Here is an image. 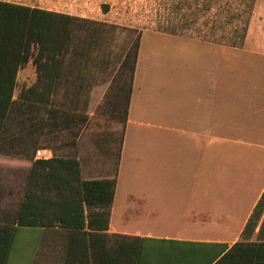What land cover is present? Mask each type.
Masks as SVG:
<instances>
[{
	"label": "rangeland",
	"instance_id": "rangeland-1",
	"mask_svg": "<svg viewBox=\"0 0 264 264\" xmlns=\"http://www.w3.org/2000/svg\"><path fill=\"white\" fill-rule=\"evenodd\" d=\"M7 1L83 17L93 22H90L91 29L100 28L99 47L88 53L89 62L84 65L91 76L90 82L103 83L110 78L113 89L119 86L126 88L130 83L131 71L128 68L122 70L121 65L127 51L133 52L139 41V67L150 70V76H156L157 83L152 87L158 90L157 99L171 103L174 96L182 95V85L188 80L211 86L209 94L214 102V133L211 158L207 152L208 162L187 160L185 149L173 145V140L180 137H173L172 133L136 127L132 132L131 146H135L137 152L141 148L140 139L144 137L148 146L144 145L147 149L143 147V152L139 154L147 158L143 161L130 159L125 167L123 162L119 184L122 191L211 194L214 229H224L228 225L232 230L228 228L229 236L237 234L241 222L232 220L231 224H227L231 216L226 218L222 214L228 211L235 215L243 214L257 201L256 196L264 185V149L236 145L238 138L243 139L236 131L238 116L257 108L264 118V56H261L264 53V0L256 1L247 39L240 49H224L226 40L223 32L219 28L214 29V14L221 17L223 7L231 0ZM196 3H200L201 7L205 3H215L214 10L200 12L195 17ZM103 5L109 7L108 13L103 12ZM21 89L22 84H19L18 97ZM60 93L65 98L61 101L58 99ZM56 95L52 107H58L60 123L54 128L50 122L45 137L54 154L79 155L82 161L90 160L91 164L94 159L97 160V166L92 164L90 168L86 167L91 174H95L90 176L85 172L86 179L116 178L114 173L124 141L121 113H117L111 105L105 119L93 117L83 120V113L88 110L84 98H76L67 85H62ZM25 107V113H18L22 117L32 113L31 107H27V104ZM43 110L41 115H48L47 108ZM226 112L230 125L227 135L221 131V115ZM78 113L83 116L69 123L71 116ZM24 125L28 127L29 122ZM223 135L228 136L229 151L224 147L227 143L220 139ZM29 155L32 167L36 152L32 150ZM31 167L26 171L23 167L14 169L13 173L19 180L8 185L12 189V196L4 201L10 215L19 210L25 199ZM1 204L4 206L3 202ZM222 221L223 224L217 225ZM37 231L21 230L10 264H54L51 259L46 261L43 247L37 249L34 255ZM218 231L228 233L226 230Z\"/></svg>",
	"mask_w": 264,
	"mask_h": 264
},
{
	"label": "trees",
	"instance_id": "trees-1",
	"mask_svg": "<svg viewBox=\"0 0 264 264\" xmlns=\"http://www.w3.org/2000/svg\"><path fill=\"white\" fill-rule=\"evenodd\" d=\"M256 1L231 0L223 7L221 17L214 14V29L219 28L226 40L224 49L244 47ZM7 3L0 1V119H6L13 111L25 113L27 104L32 109V116L28 113L19 123L22 129H32L33 133L39 125L35 120L62 85L70 86L75 97L88 88L83 82L91 76L84 65L89 62L88 53L99 47L102 31L91 29L90 22H93L87 19ZM213 4L205 3L201 7L196 3L195 17L200 12L213 11ZM102 10L108 13L109 7L103 5ZM139 51L138 41L133 52L127 51L121 65L122 70L128 68L131 71L124 122ZM31 59L37 67V81L22 89L16 101L14 93L19 70ZM91 87L92 84L88 90ZM57 112L58 109L51 108L49 114L57 118ZM80 116L83 115L71 116L69 123L79 120ZM85 119H88L86 115ZM27 121L28 127L24 125ZM32 162L25 199L15 214H9L5 222L0 223V264H10L22 229L38 230L36 255L42 232L56 227L67 230L70 237L65 249V264H196L192 260L186 263L182 256L164 263L157 257L156 240L106 233L116 193V178L84 179L76 155L55 154L51 160L35 161L33 158ZM263 211L264 193L243 235L254 230ZM262 235L263 230L257 241L237 242L232 247L226 243L212 244L209 259L202 264H264ZM158 250L162 252L163 249Z\"/></svg>",
	"mask_w": 264,
	"mask_h": 264
},
{
	"label": "crops",
	"instance_id": "crops-1",
	"mask_svg": "<svg viewBox=\"0 0 264 264\" xmlns=\"http://www.w3.org/2000/svg\"><path fill=\"white\" fill-rule=\"evenodd\" d=\"M0 1L9 2L7 4L14 6L62 13L28 3ZM261 56H264V53ZM149 71L140 69L138 58L125 122L127 87L119 86L113 89V80L103 83H93V81L84 80V86L89 88L92 84V87L89 90L87 88L76 96V98H84L88 110L83 114L89 120L93 117L105 119V116L111 110V105L114 106V110L117 113H121V116H123L124 141L118 166L114 173L117 187L111 208L109 229L106 233L122 237L156 240L157 257L164 263H170L182 256L185 258L186 263L192 260L196 264H202L209 259L212 244L226 243L229 247H232L237 242H255L262 230V237L264 238V211L254 230L243 235L264 193V185L256 196L257 201L243 214L235 215L229 211L226 214H222L226 218L231 216L230 221L227 220V224H231L232 220L241 222L239 223L241 225L240 230L237 234H231V236H229L228 232V228L230 230L231 226L228 227L227 225L224 229H214V210L211 194L207 195L202 192L163 193L121 190L119 177L123 162L125 167L129 164L130 159L143 161L147 158L146 155L139 154L143 152L144 145L148 146L147 142L145 143V139H143L144 137L140 139L141 148L137 152L135 151V146L133 148L131 146L133 145L131 143L132 132L136 127L155 129L164 133H172L173 137H180L173 140V145H177L180 149H185V157L189 161L208 162L207 152L209 151L211 158V152L213 151L214 102L211 94H209L211 86L199 81H185L182 85V89H184L182 95L179 97L174 96L173 101L168 103L164 99H157L158 90L152 87L157 83V78L156 76H150L152 74ZM37 78V67L33 59H31L28 64L19 70L14 100L17 101L19 99L16 95L19 84H22V89H27L36 83ZM59 95L58 99L60 101L65 99L62 93ZM52 103L53 101L48 106L43 107L44 109L47 108L48 115L42 116L40 114L38 116L35 120L39 124L38 129L33 131V133L32 129L21 128L22 125L19 120H21L22 115L15 114V111L11 112L6 119H0V223H4L5 218L10 214L4 202L12 196V189L8 185L17 183L19 180L18 176L13 173L14 169L23 167V170L26 171L25 169L31 167L29 154L32 150L51 148L45 140L48 135L46 132L49 131L48 124L51 122L55 128L60 123L58 118L49 114L51 108L53 110L58 109L56 105L52 107ZM260 115L261 112L256 108V110L248 111L242 116H238L236 131L238 135H242L243 139L238 138L237 146L264 149V118ZM29 116H32V113H29ZM221 118V131L223 133L226 132L227 135L230 132L227 112L223 113ZM47 127L48 129H46ZM52 133L50 134L51 136H53ZM224 137L223 135L220 139L227 143L224 147L229 151L230 142L228 136ZM144 148L147 149V147ZM76 156L81 162L83 177L85 172L90 176H94L95 174H91L86 167L90 168L92 164L97 166V160L94 159L91 164L90 160L82 161L79 155ZM99 166L102 167L100 162ZM102 178L104 177L87 179ZM105 178L110 177L107 176ZM84 179L86 178L84 177ZM1 202H3L4 206H2ZM218 224H223V221ZM218 230H226L228 233L223 234ZM86 231L90 232L88 229ZM69 242L70 237L67 230L60 227L46 229L42 232L38 249L40 247L45 248L46 261L51 259L54 264H65V249H67ZM160 248L163 249L162 252L158 250ZM54 259L56 262H54Z\"/></svg>",
	"mask_w": 264,
	"mask_h": 264
},
{
	"label": "built area",
	"instance_id": "built-area-1",
	"mask_svg": "<svg viewBox=\"0 0 264 264\" xmlns=\"http://www.w3.org/2000/svg\"><path fill=\"white\" fill-rule=\"evenodd\" d=\"M55 156L54 151L51 148H42L36 151V160L48 161L53 159Z\"/></svg>",
	"mask_w": 264,
	"mask_h": 264
}]
</instances>
